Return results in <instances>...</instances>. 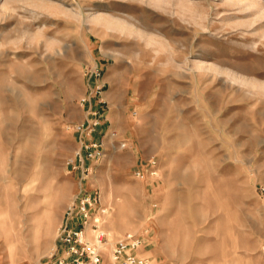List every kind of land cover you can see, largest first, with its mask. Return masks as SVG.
Here are the masks:
<instances>
[{"label":"rangeland","instance_id":"rangeland-1","mask_svg":"<svg viewBox=\"0 0 264 264\" xmlns=\"http://www.w3.org/2000/svg\"><path fill=\"white\" fill-rule=\"evenodd\" d=\"M82 189L103 264L128 234L152 264H264V0H0V264H45Z\"/></svg>","mask_w":264,"mask_h":264},{"label":"built area","instance_id":"built-area-1","mask_svg":"<svg viewBox=\"0 0 264 264\" xmlns=\"http://www.w3.org/2000/svg\"><path fill=\"white\" fill-rule=\"evenodd\" d=\"M88 74L91 79L98 81L102 78L103 72L100 67H96ZM93 89L96 96L101 94L103 86L94 85ZM91 100L92 97L85 98L82 104L85 105ZM93 126L97 127L98 123ZM98 148V142L91 139L89 144L82 145L75 159L70 161L74 164L75 170H82L83 180L91 174L90 168L87 167L88 162L100 156ZM135 177L142 181L158 179L160 177L158 160L155 158L146 160L135 171ZM100 201L98 191L81 190L66 210L64 221L58 231V245L45 264H103L105 248L110 242L109 234L104 228L105 216L108 213L107 210L99 209ZM144 244V238L136 234L122 237L111 250V262L113 264H152L148 258L139 254Z\"/></svg>","mask_w":264,"mask_h":264}]
</instances>
